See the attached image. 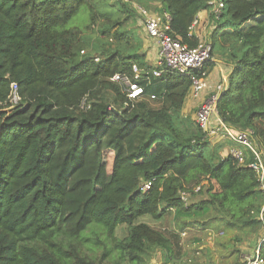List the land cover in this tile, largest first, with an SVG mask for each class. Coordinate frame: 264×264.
Masks as SVG:
<instances>
[{
	"label": "trees",
	"instance_id": "obj_1",
	"mask_svg": "<svg viewBox=\"0 0 264 264\" xmlns=\"http://www.w3.org/2000/svg\"><path fill=\"white\" fill-rule=\"evenodd\" d=\"M137 1L170 14L173 38L200 44L191 27L211 0ZM222 1L218 19L211 13L212 60L205 70L223 58L220 48L229 75L218 115L233 129H252L264 147V0ZM83 6L90 14L84 29L101 24L112 43L95 47L70 25ZM132 8L118 0H0V264H75L63 257L65 241L79 240L94 224L123 257L140 264L156 248L173 247L165 232L140 220L170 212L196 220L204 217L197 210L210 207L227 228L253 233L263 226L264 194L253 171L222 157L223 147H212L184 115L187 75L165 74L146 85V94L168 106L141 100L116 110L101 101L111 90L124 107L128 98L111 78L132 74L134 64L153 70L138 35L124 28ZM12 83L22 103L11 109ZM206 181L208 199L190 204V194L186 206L181 193H200ZM122 225L130 233L119 240Z\"/></svg>",
	"mask_w": 264,
	"mask_h": 264
},
{
	"label": "built area",
	"instance_id": "obj_2",
	"mask_svg": "<svg viewBox=\"0 0 264 264\" xmlns=\"http://www.w3.org/2000/svg\"><path fill=\"white\" fill-rule=\"evenodd\" d=\"M124 1L130 2V0ZM209 4L212 14L218 19L224 9L223 1L211 0ZM132 5L147 35L154 39L158 45L159 60L157 67L151 71L134 64L132 74L119 73L111 78V81L118 85L128 98L124 108L129 107L130 103L134 104L139 100L141 101L146 94V85H150L152 80L161 78L165 74L187 75L191 81L193 96L198 97L201 95L208 87V73L205 67L212 60V45L205 41L200 42L197 47L191 48L169 34L171 16L167 11L152 13L138 3H132ZM197 24L198 20L196 18L192 24L191 31ZM142 81H145L146 84L143 85ZM227 85L228 77L221 81L209 97L202 102L196 112V122L207 133L208 137H222L224 141L230 143L227 156L233 157L237 161L238 166L247 167L253 171L258 183V189L264 194V147L256 142L255 132L252 129H233L218 115L217 103L219 96ZM10 89L9 105L12 109L22 103V98L18 93V85L16 83H12ZM83 106H85V102ZM141 189L142 191H148L150 184L145 183ZM198 190L199 187L195 189V192ZM189 197V192L183 191L181 193V199L186 206ZM259 219L264 227V203L261 207ZM262 243H264V239ZM243 264H264V254H262L261 249L258 248L254 255L245 257Z\"/></svg>",
	"mask_w": 264,
	"mask_h": 264
},
{
	"label": "rangeland",
	"instance_id": "obj_3",
	"mask_svg": "<svg viewBox=\"0 0 264 264\" xmlns=\"http://www.w3.org/2000/svg\"><path fill=\"white\" fill-rule=\"evenodd\" d=\"M124 1V0H118ZM114 2V0H112ZM127 2V1H124ZM137 0H130L129 3H137ZM131 7V6H130ZM133 9V8H132ZM134 11V9H133ZM126 13L129 15L127 18L126 25L124 28L131 31V35L137 34V19L136 12ZM125 15V17H126ZM136 17V18H135ZM90 14L88 11L87 6H83L79 12V14L72 20L70 25L76 24L80 29L83 30V34L85 35V39L90 41V44H93L95 47L105 46L109 43H112L108 39H111L109 33L104 32L105 27L101 24L95 25L92 29L86 31L84 27L89 24ZM256 23L255 20L250 21L244 25L245 29L254 26ZM114 31H111V34ZM130 40H124L123 44H128ZM228 43H225L227 45ZM219 55L226 59V55H222V50L218 49ZM222 52V53H221ZM222 58V59H223ZM97 61V59H96ZM148 86V85H147ZM146 95V94H145ZM144 100V99H143ZM148 100H150L151 105L153 104L154 108H161L162 106H168V104L164 100H160L158 96L152 99L148 95ZM101 101L106 103L110 106V108H115L116 110H123L124 107H121L120 104L116 101V95L111 91L107 90L104 91L101 97ZM140 102V100H139ZM185 115V114H184ZM188 116V115H185ZM194 121L193 126H197L195 117L188 116ZM194 118V119H193ZM194 128V127H193ZM211 142L210 145L213 147L215 145L219 147H223L220 154L222 157L227 156L228 145L224 142L222 137L210 138ZM204 189L200 193H190L191 194V202L198 203L202 202L205 199H208L207 189L210 184H207V181L204 182ZM199 215L204 217H198L196 220L194 217L189 218L187 216L177 215L176 212H170V214L164 215L161 219L156 220L151 217L145 216L140 220V222H146L151 226L155 227L158 230H161L166 233L168 237H172V235H177L179 237L178 240L172 239L171 242L173 244L172 250L165 249V248H156L153 254L147 255L144 258V262L140 264H165L167 262L181 264L183 250L185 247L189 250L192 249L188 248L187 242H191V238L199 235L200 245H197V249L202 248L199 251L200 256L202 253H207V248L211 246L212 243L218 241L222 237L227 236L229 232L228 228L226 227V222L221 221V214L215 209L206 208L204 211L197 210ZM203 213V214H202ZM130 233V228L126 225L119 226L116 230V237L119 240L125 239ZM219 243V241H218ZM196 250H194V253ZM213 251V250H212ZM197 254V253H196ZM63 257L67 263L70 262V258L74 261L75 264H84V263H91V264H139V263H132L128 258L123 257V255L117 250L113 241L108 237L105 230L102 226L98 224H94L85 232V234L79 240H66L64 245V254Z\"/></svg>",
	"mask_w": 264,
	"mask_h": 264
},
{
	"label": "crops",
	"instance_id": "obj_4",
	"mask_svg": "<svg viewBox=\"0 0 264 264\" xmlns=\"http://www.w3.org/2000/svg\"><path fill=\"white\" fill-rule=\"evenodd\" d=\"M149 5H151L152 8L162 7L158 2H153ZM211 13V9L199 12L196 17L198 24L191 31V34L198 37L201 42L211 41L213 34ZM137 26V35L142 42L141 52L146 56L145 62L148 66L155 69L159 60L158 45L154 39L147 35L139 19H137ZM213 63L214 65L207 76V89L198 97L193 96L190 89L184 104L183 113L195 117V120L198 107L216 89V86L229 75V68L226 64V59H213ZM150 97L154 99L155 95ZM143 99L148 100V94H146L141 100ZM228 230L229 232L227 233V236L219 239V243L218 241L212 243L211 246L207 247L210 248V250H207V253L205 254L202 253V256L199 258L197 256H200L201 253L199 254L198 250L202 248L197 249V245L201 244L199 242L201 237L199 235L192 237V241L187 242L188 248L192 247V249L188 250L185 247L181 264H243L245 257L248 255H254L258 248L264 251V243H262V240L264 239L263 226L253 233L248 232V230H234L230 228H228ZM170 239L178 240L179 237H171ZM194 250H196L195 252L197 254H193ZM165 264H176V262H167Z\"/></svg>",
	"mask_w": 264,
	"mask_h": 264
}]
</instances>
